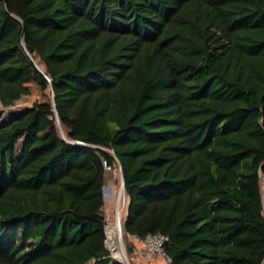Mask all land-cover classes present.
Returning <instances> with one entry per match:
<instances>
[{
    "label": "trees",
    "instance_id": "1",
    "mask_svg": "<svg viewBox=\"0 0 264 264\" xmlns=\"http://www.w3.org/2000/svg\"><path fill=\"white\" fill-rule=\"evenodd\" d=\"M30 68L70 142L51 99L0 122V264H124L103 159L125 234L167 236L172 264L263 263L264 0H0L4 106Z\"/></svg>",
    "mask_w": 264,
    "mask_h": 264
},
{
    "label": "rangeland",
    "instance_id": "2",
    "mask_svg": "<svg viewBox=\"0 0 264 264\" xmlns=\"http://www.w3.org/2000/svg\"><path fill=\"white\" fill-rule=\"evenodd\" d=\"M26 86L30 88L31 92L29 95H24L21 99L17 100L14 105L12 106H4L0 101V122L7 119L11 114H15L21 111L25 107H31L35 103H42L53 99V93L51 90V85L44 86V84L40 83L37 79L36 70L34 68H30L28 73L26 74ZM49 80V79H48ZM58 128V127H57ZM58 132L62 136H67V129L62 125V128H58ZM106 188L111 187L110 195L105 196L104 198L105 204L103 206V210L105 213V218L107 221L106 228L108 224L113 222L116 217V212L118 209V197L120 195L123 207V220L126 215L127 205H128V196L125 190L122 188V169L119 162H116L115 167L113 169L108 170L106 173V181H105ZM264 187V184H263ZM123 193L121 195V191ZM106 191V190H105ZM123 239H124V249L122 255L119 257L113 251L115 257L119 260L128 259L131 260V263L134 264H143L145 263V259L143 254H145V248L142 242L134 239L133 236L127 235L123 232ZM120 243V242H119ZM132 244L134 247V254L129 255L128 253V246ZM126 252V253H125ZM126 254V257H125ZM139 254V257H137ZM126 262V261H125Z\"/></svg>",
    "mask_w": 264,
    "mask_h": 264
},
{
    "label": "built area",
    "instance_id": "3",
    "mask_svg": "<svg viewBox=\"0 0 264 264\" xmlns=\"http://www.w3.org/2000/svg\"><path fill=\"white\" fill-rule=\"evenodd\" d=\"M103 165L108 170L112 169L105 159H103ZM262 178L264 179V175ZM262 196L264 202V187L262 188ZM132 236L144 245L145 254H143V257L145 263L143 264H172V258L164 248V244L168 240L167 236L158 233H149L142 238L134 235ZM160 261L163 263H158ZM124 264L127 263L125 262Z\"/></svg>",
    "mask_w": 264,
    "mask_h": 264
},
{
    "label": "bare ground",
    "instance_id": "4",
    "mask_svg": "<svg viewBox=\"0 0 264 264\" xmlns=\"http://www.w3.org/2000/svg\"><path fill=\"white\" fill-rule=\"evenodd\" d=\"M110 190H111V187H107L106 195H110V192H109ZM122 193H123V190L121 191V195H122ZM117 202H118V209L116 212L115 220L113 222H111L110 224H108V226H107V233H108L107 243L111 247V249L116 253V255L119 257L120 255H122V252L124 249V239H123V232L124 231H123V225H122L123 224V213H124V211H123L122 201H121L120 195L118 197ZM119 226H121V231L119 229ZM120 233H121L122 244L119 243ZM113 251H112V253H113ZM113 255H114V253H113ZM125 257H126V254H125ZM123 261H126V259H124Z\"/></svg>",
    "mask_w": 264,
    "mask_h": 264
},
{
    "label": "water",
    "instance_id": "5",
    "mask_svg": "<svg viewBox=\"0 0 264 264\" xmlns=\"http://www.w3.org/2000/svg\"><path fill=\"white\" fill-rule=\"evenodd\" d=\"M38 68H39V66H37ZM52 103H53V106H54V111H55V117H56V123H57V127L58 128H62V122H61V119H60V117H59V114H58V112H57V110H56V106H55V96H54V94H53V99H52ZM63 139H65V140H68L69 141V139H68V137L67 136H62V135H60ZM70 142V141H69ZM78 144H83L82 142H77ZM89 146V145H88ZM121 165V164H120ZM121 169H122V166H121ZM122 187H123V189L125 190V181H124V174H123V170H122ZM105 190H106V186H104V188H103V192H104V194H105ZM104 197H105V195H104ZM119 229H120V231H121V226H119ZM122 239H121V233H120V240H119V242H120V244H122V241H121ZM109 248V247H108ZM110 249V248H109ZM111 250V249H110ZM113 257L114 258H116L114 255H113ZM117 259V258H116ZM117 260H119V259H117ZM119 261H121L122 263H125L123 260H119ZM126 263L127 264H131V262H130V260H126Z\"/></svg>",
    "mask_w": 264,
    "mask_h": 264
},
{
    "label": "crops",
    "instance_id": "6",
    "mask_svg": "<svg viewBox=\"0 0 264 264\" xmlns=\"http://www.w3.org/2000/svg\"><path fill=\"white\" fill-rule=\"evenodd\" d=\"M106 186V185H105ZM107 189V188H106ZM106 192V191H105ZM105 195V194H104ZM104 198H107L106 196L104 197ZM137 257H139V254H137ZM158 263H163L162 261H160V262H158ZM262 264H264V261H263V263Z\"/></svg>",
    "mask_w": 264,
    "mask_h": 264
}]
</instances>
